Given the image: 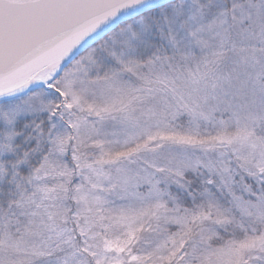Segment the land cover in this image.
<instances>
[{
    "label": "snow or ice",
    "instance_id": "6c2138e0",
    "mask_svg": "<svg viewBox=\"0 0 264 264\" xmlns=\"http://www.w3.org/2000/svg\"><path fill=\"white\" fill-rule=\"evenodd\" d=\"M0 264H264V0H0Z\"/></svg>",
    "mask_w": 264,
    "mask_h": 264
}]
</instances>
